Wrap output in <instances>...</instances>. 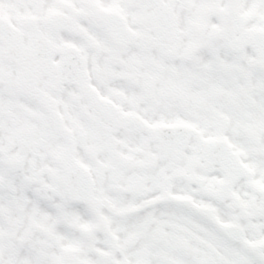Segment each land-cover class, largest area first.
Segmentation results:
<instances>
[{
	"label": "snow or ice",
	"instance_id": "1",
	"mask_svg": "<svg viewBox=\"0 0 264 264\" xmlns=\"http://www.w3.org/2000/svg\"><path fill=\"white\" fill-rule=\"evenodd\" d=\"M0 264H264V0H0Z\"/></svg>",
	"mask_w": 264,
	"mask_h": 264
}]
</instances>
